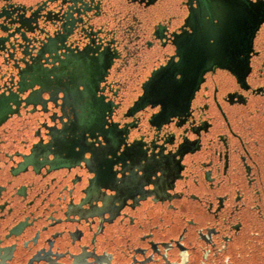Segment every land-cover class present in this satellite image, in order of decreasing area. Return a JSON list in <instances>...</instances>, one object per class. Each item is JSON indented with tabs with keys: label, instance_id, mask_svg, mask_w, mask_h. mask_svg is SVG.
Segmentation results:
<instances>
[{
	"label": "flooded vegetation",
	"instance_id": "af4514ba",
	"mask_svg": "<svg viewBox=\"0 0 264 264\" xmlns=\"http://www.w3.org/2000/svg\"><path fill=\"white\" fill-rule=\"evenodd\" d=\"M222 12L219 0H0V264H264V9L232 0L229 57H202ZM193 21L183 88L158 93L184 119L162 122L143 85ZM101 121L178 157L171 187L145 184L136 155L89 156Z\"/></svg>",
	"mask_w": 264,
	"mask_h": 264
},
{
	"label": "snow or ice",
	"instance_id": "6c2138e0",
	"mask_svg": "<svg viewBox=\"0 0 264 264\" xmlns=\"http://www.w3.org/2000/svg\"><path fill=\"white\" fill-rule=\"evenodd\" d=\"M197 2L199 3V0H197ZM219 2L223 8L222 14L216 17L220 31L207 39L199 55L202 57H211L219 61H226L230 52L223 41V30L228 23V9L232 0H219ZM244 4L249 9H264V0H244ZM194 30L195 22L193 21V26L191 28L188 30L181 29L183 35L174 33L173 41L175 43V51L172 54V58L158 71H154L143 85L144 102L151 105L152 110L158 114L162 122H174V117H180L181 123L183 122L184 117H181V113L177 110V107L173 103L161 98L158 93L163 90L168 95L178 96L183 88L188 75L190 55L188 44L192 40L191 33L194 32ZM98 55L102 60L104 55L103 50H100ZM227 66L226 62L221 63V67ZM105 129H107V131H105ZM186 132L187 128L182 129V134H186ZM87 144L88 147L85 151H87L89 156L93 159L99 155L102 159L111 161L118 153L136 155V158L139 160L144 170L147 171L150 169L148 173L150 181L145 180V184L150 182V185H154L157 189L171 187L170 171L178 157L165 154L163 148H154L153 145L154 151L159 153V155H153L151 151H148L146 154L140 151L139 144L132 140H128L126 136H122L116 130L115 125L110 126L104 121H101L100 130L92 134ZM121 159H123V157H121ZM120 175H123V171H121ZM116 177L117 173L113 171L112 184L107 186L111 187L113 184L122 183V181H117Z\"/></svg>",
	"mask_w": 264,
	"mask_h": 264
}]
</instances>
